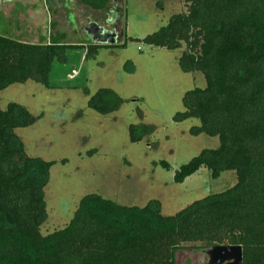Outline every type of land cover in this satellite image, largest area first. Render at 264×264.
Masks as SVG:
<instances>
[{"label":"trees","instance_id":"1","mask_svg":"<svg viewBox=\"0 0 264 264\" xmlns=\"http://www.w3.org/2000/svg\"><path fill=\"white\" fill-rule=\"evenodd\" d=\"M103 7L106 0H84ZM186 11L173 14L166 25L146 35L149 46L175 50L183 72H201L204 88L182 98L183 111L173 120L197 118L190 134L218 137L217 148L203 149L174 175L176 183L201 168L216 179L233 170L229 189L207 195L164 215L161 202L124 205L98 193L83 196L71 220L43 234L47 219L44 188L56 161L31 157L16 129L36 120L23 105L0 107V264H177L186 244L199 249L241 245L243 264H264V0H182ZM62 34L48 44H30L0 35V90L28 80L49 86L53 64L66 62ZM133 40L138 41L137 38ZM127 40L87 46L85 58L100 45L125 47ZM123 99L101 88L89 107L107 114ZM152 128L129 126L138 142ZM65 160H63L64 162ZM166 169L170 165L160 162Z\"/></svg>","mask_w":264,"mask_h":264},{"label":"rangeland","instance_id":"2","mask_svg":"<svg viewBox=\"0 0 264 264\" xmlns=\"http://www.w3.org/2000/svg\"><path fill=\"white\" fill-rule=\"evenodd\" d=\"M119 5L117 22L124 27L125 47L100 45L98 54L87 59L84 49L68 47L67 61L53 64L48 87L28 80L0 90L1 109L16 102L36 117L33 124L16 129L26 153L56 161L44 188L48 215L41 227L43 234L63 228L89 193L124 205L144 206L158 199L162 213L173 215L237 181L233 170L214 179L206 168L182 183L174 181L181 165L220 144L218 137L190 134L192 126L200 125L199 119L173 120L184 110L185 92L206 86L201 72L181 70L179 57L185 46L168 50L142 40L166 25L173 14L185 12L184 2L123 0ZM101 88L113 89L123 99L107 114L88 105ZM131 124H144L152 131L132 142ZM162 161L170 168L163 167ZM198 246L186 244L179 249L176 263L189 262L201 250Z\"/></svg>","mask_w":264,"mask_h":264},{"label":"crops","instance_id":"3","mask_svg":"<svg viewBox=\"0 0 264 264\" xmlns=\"http://www.w3.org/2000/svg\"><path fill=\"white\" fill-rule=\"evenodd\" d=\"M106 0L95 7L84 0H0V35L30 44H48L51 36L62 34V42L85 50L115 30L121 38L120 3ZM116 38V40H118ZM72 47V48H75ZM84 53V58H85Z\"/></svg>","mask_w":264,"mask_h":264},{"label":"water","instance_id":"4","mask_svg":"<svg viewBox=\"0 0 264 264\" xmlns=\"http://www.w3.org/2000/svg\"><path fill=\"white\" fill-rule=\"evenodd\" d=\"M106 30L100 33L101 43L111 44L116 43V37H108ZM207 255L204 264H243V252L241 245H216L205 249Z\"/></svg>","mask_w":264,"mask_h":264},{"label":"flooded vegetation","instance_id":"5","mask_svg":"<svg viewBox=\"0 0 264 264\" xmlns=\"http://www.w3.org/2000/svg\"><path fill=\"white\" fill-rule=\"evenodd\" d=\"M111 33L114 37L118 38L117 37L118 32L113 30ZM108 36H111V34H108ZM206 259H207V255L205 253V249H201L200 251H195L193 257L190 258V261L185 262L184 264H204L206 262Z\"/></svg>","mask_w":264,"mask_h":264},{"label":"built area","instance_id":"6","mask_svg":"<svg viewBox=\"0 0 264 264\" xmlns=\"http://www.w3.org/2000/svg\"><path fill=\"white\" fill-rule=\"evenodd\" d=\"M140 50L142 49L141 47H138Z\"/></svg>","mask_w":264,"mask_h":264}]
</instances>
